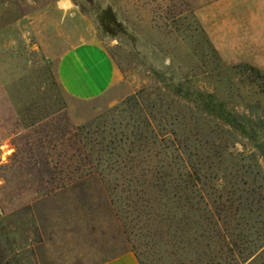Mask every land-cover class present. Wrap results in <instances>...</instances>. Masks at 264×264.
Wrapping results in <instances>:
<instances>
[{"label":"rangeland","instance_id":"1","mask_svg":"<svg viewBox=\"0 0 264 264\" xmlns=\"http://www.w3.org/2000/svg\"><path fill=\"white\" fill-rule=\"evenodd\" d=\"M212 1L0 0V264H94L121 249L122 226L96 176L62 189L41 182L64 127L130 128L152 113L207 136L219 133L208 121L211 96L255 131L222 138L223 149L254 154L264 170V73L212 46L198 14ZM85 41L98 42L121 76L92 103L71 99L57 80L60 56Z\"/></svg>","mask_w":264,"mask_h":264},{"label":"trees","instance_id":"2","mask_svg":"<svg viewBox=\"0 0 264 264\" xmlns=\"http://www.w3.org/2000/svg\"><path fill=\"white\" fill-rule=\"evenodd\" d=\"M208 98V121L219 133L207 136L201 129L187 135L174 128L180 120L152 113L130 128L60 129L59 160L49 166L53 159L46 155L41 182L55 180L62 189L96 176L139 264L258 263L264 255V170L254 154L244 157L220 144L222 138L234 143L236 132L251 138L255 131L245 116ZM257 148L264 158V144Z\"/></svg>","mask_w":264,"mask_h":264},{"label":"crops","instance_id":"3","mask_svg":"<svg viewBox=\"0 0 264 264\" xmlns=\"http://www.w3.org/2000/svg\"><path fill=\"white\" fill-rule=\"evenodd\" d=\"M198 14L209 41L222 57L264 73V0H255L254 4L214 0L199 8ZM120 78L111 57L96 41L80 42L58 60L57 80L65 94L79 102L96 101ZM121 234V249L94 264H139L134 253L125 247L122 227Z\"/></svg>","mask_w":264,"mask_h":264}]
</instances>
